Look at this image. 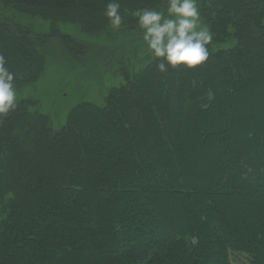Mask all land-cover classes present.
<instances>
[{"label": "trees", "instance_id": "1", "mask_svg": "<svg viewBox=\"0 0 264 264\" xmlns=\"http://www.w3.org/2000/svg\"><path fill=\"white\" fill-rule=\"evenodd\" d=\"M108 2L0 0L18 92L0 117V264H264V0H199L210 56L166 73L131 14L164 0H119V30ZM64 24L109 43L129 35L120 44L144 51L88 63L109 85L55 129L22 90L56 44L72 60L88 51Z\"/></svg>", "mask_w": 264, "mask_h": 264}, {"label": "clouds", "instance_id": "2", "mask_svg": "<svg viewBox=\"0 0 264 264\" xmlns=\"http://www.w3.org/2000/svg\"><path fill=\"white\" fill-rule=\"evenodd\" d=\"M105 16L113 29L124 25L119 0H109ZM137 18L142 39L147 50L156 59L159 72L169 67L195 68L210 56L208 45L213 35L200 21L198 0H164V7L139 8L131 13ZM5 56L0 53V117H6L17 107L16 74L7 67Z\"/></svg>", "mask_w": 264, "mask_h": 264}, {"label": "rangeland", "instance_id": "3", "mask_svg": "<svg viewBox=\"0 0 264 264\" xmlns=\"http://www.w3.org/2000/svg\"><path fill=\"white\" fill-rule=\"evenodd\" d=\"M26 18H30L29 23L36 24L38 30H46L42 23H39V21L35 22L38 18H31L29 16ZM20 20L22 22H27L22 18H20ZM62 29L75 40L84 43L88 47V51L81 59L78 60L73 58L74 60H72L66 49L56 44L53 46V48L55 47L57 55L59 54L55 57L56 61L51 60L49 62V67L45 75L42 76L36 85L31 87L33 90L27 88H25L26 90H22L23 92L25 91L26 96L32 97L31 101L36 104V107H38L40 111L50 116L55 129L60 127L69 110L79 101L91 99L95 102H99L100 94L104 91L102 86L105 87L109 85V78L99 81L96 76L92 75V73L87 70H92L95 67L85 69L88 63L93 59V62H97L99 59L106 61L109 59V50L116 49V47H120L118 51L119 55L125 58L127 56L131 57L132 55L142 56L141 54L144 51L143 44L138 43V41L133 44V47L137 48V54L133 52L132 45L131 47H128V45L124 47V45L122 46L120 44L123 41L128 42L131 38L129 35L125 38L121 35L118 40H114L115 43H109L101 38L90 36L87 31L83 32L77 24H64ZM127 32L128 31H123L122 34L127 35ZM50 56H53L52 52H50ZM139 67L141 68V66ZM102 71L103 74L107 75L109 72L114 71V67H109L105 64ZM107 71L109 72L107 73ZM111 78L114 79V77ZM96 85L98 86L96 87ZM99 87L100 89H98ZM238 258L245 263V258L241 256Z\"/></svg>", "mask_w": 264, "mask_h": 264}]
</instances>
